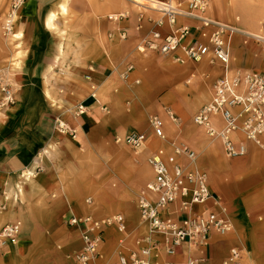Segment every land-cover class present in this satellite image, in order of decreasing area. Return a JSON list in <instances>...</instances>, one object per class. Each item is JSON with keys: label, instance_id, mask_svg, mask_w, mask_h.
<instances>
[{"label": "crops", "instance_id": "crops-1", "mask_svg": "<svg viewBox=\"0 0 264 264\" xmlns=\"http://www.w3.org/2000/svg\"><path fill=\"white\" fill-rule=\"evenodd\" d=\"M140 1L22 2L18 23L25 30L20 40L26 62L15 80L16 99L0 109V230L7 223L22 221V231L17 244L0 249V264H78L74 254L83 250L85 226L71 220L86 215L98 219L123 215L125 228L107 227L103 248L111 260L129 254L136 248V239L149 231L136 198L153 177L147 159L161 150L169 158L171 140L185 142L196 151L195 164L207 173L213 196L226 205L235 227L229 234L212 237L202 264H223L233 247L243 251L246 263L264 264V136L257 144L235 133V140L248 152L229 158L221 141L212 140L195 124L194 114L212 99L224 68L209 57L175 60L185 57V47L207 42L195 27L167 58L149 48L140 52L138 47L153 32L166 36L190 23L177 16L172 29L162 11L153 7L160 16L149 12L151 8ZM51 14L55 17L48 22ZM54 20L55 29H49ZM213 29L214 25L208 31ZM259 32L264 33V23L255 28ZM236 35L230 45L233 68L264 74V45ZM22 36V31L15 33ZM130 62L133 69L124 79ZM82 102L85 112L75 115ZM167 109L178 119L169 116ZM152 114L163 118L167 139L154 132ZM58 120L75 128L77 137L62 134ZM132 132L145 135L140 148L116 144L117 136ZM213 208L212 201L195 206L205 213ZM189 256L201 254L184 242L176 255L159 251L153 259L159 264H184Z\"/></svg>", "mask_w": 264, "mask_h": 264}, {"label": "built area", "instance_id": "built-area-1", "mask_svg": "<svg viewBox=\"0 0 264 264\" xmlns=\"http://www.w3.org/2000/svg\"><path fill=\"white\" fill-rule=\"evenodd\" d=\"M23 1L14 0L12 12ZM161 2L164 3L161 10L164 16L168 17L172 29L176 25L177 16L187 18L190 23L182 25L178 31L172 30L166 36L157 31L153 32V37L146 39L138 49L145 52L146 48H149L160 51L161 54L171 55L181 40L189 35L191 28L200 30L207 42H194L185 47V57L178 56L175 60L201 61L209 57L210 62L217 61L224 68V73L214 84L212 99L194 114V122L212 140L221 141L226 156H245L248 147L238 143L234 134L240 132L245 139L261 143L260 140L264 136V74L233 68L230 45L238 29L208 17L206 12L210 5L209 0H187L186 8L175 5L171 0ZM9 17L5 24L6 30L11 32L14 24ZM109 18L112 19L113 15ZM139 20L142 21L141 17ZM163 23V19L159 20L160 25ZM213 25L215 29L208 31ZM121 36L124 39L127 37L124 32ZM245 40L264 45V33H247ZM132 67V64L127 66V70L122 74L124 79H128ZM0 90L3 94L1 105L13 103V93L8 85L0 82ZM85 110L86 106L82 102L77 106L75 115H81ZM167 112L173 119H178L172 110L167 109ZM150 124L158 137L167 139L161 116L152 114ZM58 127L62 134L77 137L76 129L65 120H58ZM116 140L132 149H138L143 145L145 135L132 132L124 137L117 136ZM169 145L173 148V154L169 158H164V151L161 150L147 159L148 165L152 167L153 177L136 197L139 214L149 230L148 233L136 239V248L129 254L120 253L116 260H111L106 258L103 248L105 229L113 225L125 228L123 215L102 219L92 215L74 217L71 220L73 224L82 223L85 226L82 233L83 250L74 254L78 264H98L99 261H103V264H159L153 259L155 252L163 251L164 254L174 256L184 242H187L190 250L201 254L198 258L189 256L184 264H202L205 260L202 254L210 246L212 237L233 232L235 227L226 205L213 196L207 173L195 164L196 151L182 141L171 140ZM182 156L188 159L187 163L179 161L178 157ZM86 200L92 202L90 197ZM210 201L213 202L214 208L207 213L195 210V206H204ZM176 202L180 204L178 208L173 207ZM21 231L22 221L7 223L0 230V249L17 244ZM223 264L248 263L245 262L243 251L233 247Z\"/></svg>", "mask_w": 264, "mask_h": 264}, {"label": "rangeland", "instance_id": "rangeland-1", "mask_svg": "<svg viewBox=\"0 0 264 264\" xmlns=\"http://www.w3.org/2000/svg\"><path fill=\"white\" fill-rule=\"evenodd\" d=\"M164 1H168V0H164ZM171 1L174 2L175 5L177 4L181 5L182 8L187 7V0H171ZM209 1H210V5L207 11L208 14H210L212 17H215L222 22H226L230 25H234L238 29L236 32L237 35L235 36L237 38L240 37L243 39L245 38L247 33H255V28L258 27V24L261 25L262 23H264V0H209ZM140 2L145 3L146 6H149L151 8L150 10L147 11L154 12L159 16L161 15L160 13L156 12L157 11L156 9L160 10L159 5L155 6L153 1L141 0ZM13 4H14V0H0V82H2L4 85H8V88L12 90L13 98L16 99L17 88H16L15 80L17 79L16 78L17 74H21L19 70H21L20 68L23 67L24 63L26 62L23 56L26 51L24 50V45L23 44L21 45V41L23 40L20 39H22L25 36V30L24 27L18 23L19 19L13 21L14 26L11 32L6 30L5 22L9 17L10 13L14 10ZM20 6H22V3L18 6L17 9H15V11L19 10ZM154 6L157 8L154 9L153 8ZM144 10L145 9H143V11ZM57 11L59 12V15H62L60 13L59 8L57 9ZM14 12H12L11 15ZM55 27H56V22L54 24V27L49 29H55ZM17 31H22L23 36L14 37ZM162 56L167 58L168 55L162 54L161 57ZM55 62L58 63L59 61L55 60ZM130 64L131 62L127 64V66ZM53 68H54L53 64H50L48 67V69L51 70ZM45 81L47 82V79ZM2 98H3V94L0 90V109L4 107H8L10 104H12L10 103L9 105H5V106L1 105ZM2 115H5V113L2 112L1 116ZM116 144H118L119 146L126 147L125 145H121L120 143H116ZM66 173H68V171ZM32 175L33 173L31 174L30 177H32ZM143 187H141L138 190V193Z\"/></svg>", "mask_w": 264, "mask_h": 264}, {"label": "bare ground", "instance_id": "bare-ground-1", "mask_svg": "<svg viewBox=\"0 0 264 264\" xmlns=\"http://www.w3.org/2000/svg\"><path fill=\"white\" fill-rule=\"evenodd\" d=\"M143 1V0H142ZM153 1V3L155 4V6L156 5H159V7H160V10H161V7H163V4L164 3H162L161 1L160 2H156V1H154V0H152ZM154 6V8H157V7H155ZM62 7H63V10L64 11H66V9H67V6L63 3V5H62ZM22 7L20 6V9H21ZM20 9L19 10H17V11H15L12 15H11V17L9 18V20L13 23V21H16L17 19H18V16H19V11H20ZM54 17H55V14H51V15H49V17H48V22H52L53 21V19H54ZM14 37H15V35H14ZM141 51V50H140ZM181 62V61H180ZM27 176H29V175H27Z\"/></svg>", "mask_w": 264, "mask_h": 264}]
</instances>
